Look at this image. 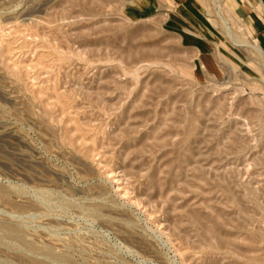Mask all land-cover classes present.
Returning a JSON list of instances; mask_svg holds the SVG:
<instances>
[{"label": "rangeland", "instance_id": "rangeland-1", "mask_svg": "<svg viewBox=\"0 0 264 264\" xmlns=\"http://www.w3.org/2000/svg\"><path fill=\"white\" fill-rule=\"evenodd\" d=\"M243 22L230 0H0V264H264Z\"/></svg>", "mask_w": 264, "mask_h": 264}, {"label": "crops", "instance_id": "crops-1", "mask_svg": "<svg viewBox=\"0 0 264 264\" xmlns=\"http://www.w3.org/2000/svg\"><path fill=\"white\" fill-rule=\"evenodd\" d=\"M230 1L239 19L241 21L245 19L251 25L250 27L243 22L245 29L249 31L250 35L253 36L254 33L257 36L261 47L264 49V0Z\"/></svg>", "mask_w": 264, "mask_h": 264}, {"label": "bare ground", "instance_id": "bare-ground-1", "mask_svg": "<svg viewBox=\"0 0 264 264\" xmlns=\"http://www.w3.org/2000/svg\"><path fill=\"white\" fill-rule=\"evenodd\" d=\"M135 4V3H134ZM229 10V9H228ZM231 13V12H230ZM233 15V14H232ZM247 31V30H246ZM256 45H258V46H260L261 47V45L258 43V44H256ZM229 185V184H228ZM229 186H231V185H229Z\"/></svg>", "mask_w": 264, "mask_h": 264}]
</instances>
